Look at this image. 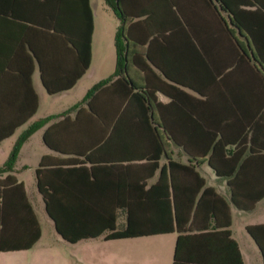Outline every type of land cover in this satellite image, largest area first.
I'll return each instance as SVG.
<instances>
[{
	"label": "crops",
	"instance_id": "1",
	"mask_svg": "<svg viewBox=\"0 0 264 264\" xmlns=\"http://www.w3.org/2000/svg\"><path fill=\"white\" fill-rule=\"evenodd\" d=\"M227 2L231 13L217 0H119L121 71L85 100L74 98L108 79L116 60L95 0H0V155L47 118L17 152L32 179L0 173L14 182L0 188V243L39 237L0 254L32 249L46 221L67 243L45 213L39 174L54 202L105 214L112 230L73 244L113 245L110 264H172L179 236L180 264H238L236 252L239 264H264V224L239 218L264 197L238 209L232 176L207 163L244 164L237 203L264 194L254 159L264 154V0ZM126 226L148 235L104 239Z\"/></svg>",
	"mask_w": 264,
	"mask_h": 264
},
{
	"label": "trees",
	"instance_id": "2",
	"mask_svg": "<svg viewBox=\"0 0 264 264\" xmlns=\"http://www.w3.org/2000/svg\"><path fill=\"white\" fill-rule=\"evenodd\" d=\"M217 1L223 6L226 12L231 13L230 6L228 5V2H227L228 0H217ZM105 2L110 7L113 15L115 16V18L117 19L119 23V26L116 29V33L114 37V45H115V53H116L115 69H114L113 74L108 79L102 82H99L87 92V94L84 97L85 100L90 96V94H92V92L97 90L101 85H103L104 83L112 79L113 77L118 76L121 71L120 63L122 59L123 50L120 47L119 39H124V36H125V30H124L125 15L120 7L119 0H105ZM85 50H86L85 52H87V49ZM79 57H80V62L82 64L83 69H86L88 65L87 53H85L84 58H81L80 52H79ZM46 121H47V118L35 122L29 129H27L23 134H21V136L18 138V140L16 141L13 147L12 154L10 156L9 161L3 167L0 168V173L4 171H8L10 169V164L12 162L14 154L16 150L18 149L19 145L36 129L42 126ZM208 149H210V153L212 154L218 148L217 147L206 148L205 152H203L204 153L203 155H205V153L208 152ZM253 154L258 155L259 151H255L253 152ZM254 159H255V164L260 165L264 169V154L261 156H256ZM207 163L215 171L216 174H219L220 169H221V173L226 172L225 176L227 177L232 176V181L228 182L227 186L230 189V200L238 209L242 211H248L252 208L253 204L256 201L264 197V194H262L254 198V200L248 202V204L246 205H241L240 203H237L235 200V196H234V191H235L234 188H236L237 186L235 181H238L237 176L241 174V170L243 169L244 164L243 163L239 164L237 161L226 159L224 163L221 164V166L219 167L210 161V157ZM224 169H228V171H224ZM35 175H36V187H37L39 194L42 197L45 213L47 217L51 220L54 231L57 233V235H59V237L62 240L66 241L67 243L73 244L82 239H92V238L99 237L105 229H109V230L113 229V227L111 226H105L107 223L106 219L108 218L105 216L103 212H100V211L86 212V211L70 210L66 208L68 207V205L60 203V202H54L53 196L50 194L51 193L50 190H48L45 186L41 184L39 174H35ZM5 182H6L5 179L0 180V188H4L5 186H11L14 184V182L12 181V183L10 182L7 185H5ZM238 198H240V195ZM0 227L2 228L1 220H0ZM255 228L256 227H248L247 232L250 236L253 237L256 245L258 246L261 252L262 251L261 245L256 240L254 233H253ZM143 235H148V234L130 232L128 229V226H126V228L123 231L112 232L104 236V239L110 240V239H119V238H132V237H138V236H143ZM38 237H39V233L36 230V235L34 236L33 241L22 248H5L3 244L0 243V252L29 249L33 245V243L38 239ZM181 244H182V238L181 236H179L175 241L173 255H172V264H180L182 262V257L180 254ZM232 246H233V250L236 252V247L233 243H232ZM236 258L239 264L240 259H239V255L237 252H236Z\"/></svg>",
	"mask_w": 264,
	"mask_h": 264
},
{
	"label": "rangeland",
	"instance_id": "3",
	"mask_svg": "<svg viewBox=\"0 0 264 264\" xmlns=\"http://www.w3.org/2000/svg\"><path fill=\"white\" fill-rule=\"evenodd\" d=\"M95 11L98 15V21L101 26L108 24L111 34L115 37L116 29L119 23L113 15L110 7L106 4L105 0H95ZM113 46L114 40H113ZM115 50V49H114ZM84 94H80L79 99L85 97ZM74 101V100H73ZM18 138L13 140V146L11 150L4 155H0V168L3 167L10 159L13 147ZM24 142V141H23ZM23 142L16 150L12 162L10 164L9 174L15 175V177L23 176L27 181L32 179V174L29 170L23 168V157L18 158L17 152L20 149ZM26 148V147H25ZM248 224H264V202L258 204L255 209L241 217ZM41 222L42 236L35 246L29 251L14 252L0 254V259L3 264H110V257L115 254L116 250L113 245L102 241L101 239H95L86 243L68 244L62 242L52 231L50 223L48 221ZM48 224V225H47ZM249 261L255 264V260L248 256Z\"/></svg>",
	"mask_w": 264,
	"mask_h": 264
}]
</instances>
